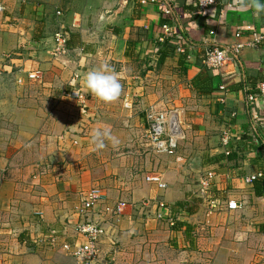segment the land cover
<instances>
[{
    "label": "crops",
    "instance_id": "1",
    "mask_svg": "<svg viewBox=\"0 0 264 264\" xmlns=\"http://www.w3.org/2000/svg\"><path fill=\"white\" fill-rule=\"evenodd\" d=\"M24 2L13 5L18 8L21 22L30 27L25 31L20 25L21 28L16 30L15 42L24 45V49L14 58V66L38 67L47 72L51 69V50L43 52V38L38 37L36 42L32 39L30 46L25 45L34 25L35 30L39 28L45 36L55 24L59 28L56 32H63L67 37L69 55L87 66L76 71L78 78H85L89 72L86 69L95 63L97 68L105 63L111 67L121 65V75L132 74L134 77L140 71L146 72L147 76L160 77L166 74L168 67L182 73L185 86L177 82L175 88H181L180 92L187 97L178 102L189 105L192 110V113H185L186 119L198 124L201 121L196 118L198 115H214L219 123V134L222 131L221 142L204 156L202 165L204 173L213 171L215 174L209 197L217 207L210 211L199 195L195 198L200 204L189 196L173 197L166 192L163 179L164 191L149 184L155 193L159 192V200L167 205L162 210L142 208L138 204L140 201H135L139 196L135 195L136 191L126 193L127 200H122L119 197L122 190L116 184L113 187L115 198L105 193L106 201L84 215L79 209L83 193L93 186L89 177L75 178L64 185L67 186L65 189L49 186L48 198H38L32 204H23L18 199L19 179L2 178L0 216L5 214L7 218L0 221V264H78L60 249V245L78 239L75 227L84 219L100 224L105 230L99 242L100 257L94 264H264V97L251 94L256 85L264 83V13L259 17L254 15V0H216L212 9L203 11L206 14L203 27L194 23L184 28L178 22L170 21L172 32L181 27L186 35L182 38V44L186 46V49L182 47L186 54L182 67L178 66L180 53L176 52L162 63L156 54V45L163 41L160 27L164 5H171L173 15L175 0ZM190 3L191 0H187V4ZM248 27H253L263 40L255 48L245 47L238 55L244 77L235 73L233 63H228L223 70L226 73L234 71V77H226L227 80L224 83L222 80L212 93H197L191 81L199 73V59L213 47L235 43L246 45L251 40ZM56 32L50 33L52 36L49 34L48 46H52ZM238 33H241L240 37L236 36ZM129 85V90L134 91L137 84L129 81ZM220 85L226 88L225 94L219 91ZM43 86L50 89L48 81ZM6 87L0 85V97L6 94ZM250 95L254 101H248ZM156 105L159 107L160 103ZM27 121L29 126L25 125V133L28 134L33 132L38 119L30 117ZM222 154L230 159L212 163L213 158ZM257 173L262 174L260 179L251 184L245 181ZM229 201L243 206L229 211L226 209ZM180 202L193 207L192 212L176 206ZM118 203L124 205L120 215L116 216L112 210ZM22 206L24 212L29 208L28 215L22 214ZM18 212L21 221H15L13 217L15 222L13 219L9 222L10 215ZM157 215L161 217L157 218ZM51 230L57 232V245L48 241Z\"/></svg>",
    "mask_w": 264,
    "mask_h": 264
},
{
    "label": "rangeland",
    "instance_id": "2",
    "mask_svg": "<svg viewBox=\"0 0 264 264\" xmlns=\"http://www.w3.org/2000/svg\"><path fill=\"white\" fill-rule=\"evenodd\" d=\"M2 2L5 11L0 14V63L7 65L5 73L9 75L22 68L12 63L24 49V45L15 42L16 30L21 28L20 25L25 27V31L30 27L21 22L18 8L13 7V2ZM53 25L50 33L59 30L57 25ZM31 33L25 47L30 46L31 40L38 36L44 39L43 52L47 49L52 53L54 44L47 45V39L52 34L44 32L45 36H42L39 28L35 30V25ZM50 57L53 60L48 71L50 75L42 68H22L25 72L41 69V83L17 86L13 74L0 78V85L7 86L6 94L0 97V180L19 179L18 199L23 204H32L38 198L47 199L49 186L65 189L67 186L64 185L69 181L89 177L92 187L101 189L113 198L116 184L122 190L119 197L124 201L127 200L126 193L136 191L135 195L139 196L135 197V201H140V205L143 201L159 199V192L156 194L154 187L146 181L149 175H161L167 185L166 192L173 197L189 196L200 204L195 197L199 195L198 185L204 173L203 159L213 147L218 146L222 136L214 115H198L196 118L201 120L198 124L191 123L187 118L189 128L173 155L155 153L146 139V110L189 106L178 102L187 98L180 92L181 88H175L177 82L185 86L182 73H177L178 69L168 67L166 74L160 77L147 76L146 72L140 71L134 77L132 74L121 75V65H116L112 68L119 74L121 95L115 102L102 103L87 92L85 78L77 77L76 71L87 68L79 64L77 57L66 55L57 58L52 54ZM89 68L86 71L97 69V64ZM47 81L50 89L43 86ZM74 81H77L76 84ZM129 81L137 84L134 91L129 90ZM71 91L78 92L81 100L74 99ZM127 103L131 105L130 108L125 107ZM186 112L192 113V110L188 108ZM30 117H36L38 124L33 126V132L27 134L25 125L29 126L30 120L27 119ZM94 130L110 134V138L104 139L103 149H95L92 142ZM28 209L24 212L22 206L20 211L28 215ZM13 215H10L9 222L13 217L15 221H21L19 212ZM5 218L7 215L3 214L0 221ZM55 242L54 245L59 244V239Z\"/></svg>",
    "mask_w": 264,
    "mask_h": 264
},
{
    "label": "built area",
    "instance_id": "3",
    "mask_svg": "<svg viewBox=\"0 0 264 264\" xmlns=\"http://www.w3.org/2000/svg\"><path fill=\"white\" fill-rule=\"evenodd\" d=\"M14 4H24V0H10ZM198 7L202 11H208L216 5V0H196ZM264 3V0H262ZM5 11L4 3L0 0V14ZM164 15H171V9L166 4L163 9ZM58 15H60L58 13ZM161 30L163 32L162 40L169 36L172 32L171 28L167 24L161 25ZM247 31L250 34V42L246 45L241 43H235L230 45H225L221 47L210 48L202 57L201 64L206 69H220L228 63H234V60L242 49L245 47L255 48L261 43L263 38L259 36L253 27H248ZM241 36V33L236 35ZM67 37L63 32H56L53 36V48L52 55L54 57H61L70 54V50L66 46ZM177 53L183 54V48H177ZM7 65L0 63V78L5 76L15 75V84L17 86H22L25 83H36L40 82L43 78L41 70H35L32 72H25L22 68L16 69L11 74L6 75ZM219 91L225 94L226 88L223 85L219 86ZM258 91L261 97H264V83L258 86ZM71 96L76 100H81L78 92L71 91ZM253 96H248V101H254ZM125 107H131L129 103L125 104ZM186 110L182 106L173 107L170 109H155L149 108L145 111L144 119L147 125L146 139L149 146L153 151L160 155L170 156L173 155L177 149L180 141L184 140L186 131L189 128L188 121L186 119ZM215 174L213 171L206 172L200 178L199 183V196L203 201L209 205V210L212 211L217 207V203L209 197V189L213 182ZM262 177L261 173L251 175L245 178V181L249 184L253 183L255 180ZM146 181L150 185H154L158 191H164L166 185L161 177V175H149L146 177ZM106 200L105 193L99 188H90L85 193H83L81 207L79 209L80 214L88 213L99 203H103ZM123 203H118L112 210L113 215H120ZM140 206L142 208H155L164 209L166 204L159 199H151L141 202ZM242 204L229 201L226 204V209L229 211H236L242 208ZM161 215H157L160 218ZM75 232L78 239L74 243H61L60 249L68 254L76 263L78 264H94L100 257L99 242L105 234L104 227L100 224L85 219V221H80L76 224ZM48 241L54 245L58 240L57 232L51 230L48 235Z\"/></svg>",
    "mask_w": 264,
    "mask_h": 264
},
{
    "label": "trees",
    "instance_id": "4",
    "mask_svg": "<svg viewBox=\"0 0 264 264\" xmlns=\"http://www.w3.org/2000/svg\"><path fill=\"white\" fill-rule=\"evenodd\" d=\"M167 5L171 9V5L167 3ZM174 13L173 15H164L163 11L161 14V25L167 24L170 25V21L178 22L180 26H183L184 28H187L189 25L197 23L198 26L202 25L204 26L206 22V14L198 7L196 0H191L190 4H187V0H175L174 2ZM201 27V26H200ZM161 28V27H160ZM206 29L212 30L210 27H206ZM185 32H180L179 30H176L175 32H171L169 36L163 39L162 43H158L156 45V54L159 56V63L164 62L166 58H171L175 55L177 48L186 49V46H183L182 44V38L185 39ZM38 39V36L36 39H34V42H36ZM67 46V43H66ZM68 48V46H67ZM186 60V54L183 53L180 55L178 59V66L182 67L184 62ZM200 65L198 66L199 73L192 79L191 84L194 90L197 93H212L214 90L217 89L220 82L223 83L226 79V77L231 78L234 77V71H231L229 73H226L223 69L224 67L220 69H206L202 64V57L199 59ZM260 85V84H259ZM255 86V89L251 92L252 95L256 96L259 94L258 86ZM229 156L225 155H218L215 158L212 159V163L216 164L223 160H229ZM258 184H256L257 186ZM257 194V191H256ZM167 206V205H166ZM176 206L180 207L182 210L191 213L192 208L190 205L184 202H180L176 204Z\"/></svg>",
    "mask_w": 264,
    "mask_h": 264
},
{
    "label": "clouds",
    "instance_id": "5",
    "mask_svg": "<svg viewBox=\"0 0 264 264\" xmlns=\"http://www.w3.org/2000/svg\"><path fill=\"white\" fill-rule=\"evenodd\" d=\"M254 15L257 17L264 13V3L254 0ZM85 89L102 103H112L118 100L122 91V84L119 74L108 64L105 63L99 68L89 71L84 80ZM110 138L107 131L94 130L92 132V142L95 149L105 147L104 139Z\"/></svg>",
    "mask_w": 264,
    "mask_h": 264
},
{
    "label": "water",
    "instance_id": "6",
    "mask_svg": "<svg viewBox=\"0 0 264 264\" xmlns=\"http://www.w3.org/2000/svg\"><path fill=\"white\" fill-rule=\"evenodd\" d=\"M179 30H180V32H182L181 27H179ZM233 66H234L235 73L237 75H241L242 77H244L243 66H242L241 62L239 61V59L237 57L235 58V62L233 63Z\"/></svg>",
    "mask_w": 264,
    "mask_h": 264
}]
</instances>
